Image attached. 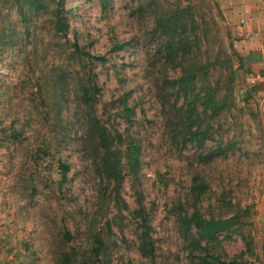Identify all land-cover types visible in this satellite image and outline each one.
Returning a JSON list of instances; mask_svg holds the SVG:
<instances>
[{
    "label": "rangeland",
    "instance_id": "obj_1",
    "mask_svg": "<svg viewBox=\"0 0 264 264\" xmlns=\"http://www.w3.org/2000/svg\"><path fill=\"white\" fill-rule=\"evenodd\" d=\"M234 12L0 0V264H264V105Z\"/></svg>",
    "mask_w": 264,
    "mask_h": 264
},
{
    "label": "crops",
    "instance_id": "obj_2",
    "mask_svg": "<svg viewBox=\"0 0 264 264\" xmlns=\"http://www.w3.org/2000/svg\"><path fill=\"white\" fill-rule=\"evenodd\" d=\"M242 66L264 105V0H229Z\"/></svg>",
    "mask_w": 264,
    "mask_h": 264
},
{
    "label": "trees",
    "instance_id": "obj_3",
    "mask_svg": "<svg viewBox=\"0 0 264 264\" xmlns=\"http://www.w3.org/2000/svg\"><path fill=\"white\" fill-rule=\"evenodd\" d=\"M55 1V0H54ZM58 25H59V28L61 30H66L67 28V24L66 23H63V19L62 17H59V21H58ZM125 45V43H116L113 47V49H121L123 48V46ZM95 58L97 59H101V60H105L106 57L103 56V55H95ZM96 84H94L95 86ZM83 95H84V99L85 101H87L89 104L92 102V101H95L96 100V96L94 94H91L90 92V88L87 86V87H84V92H83ZM127 116H129V114L127 113ZM105 137V136H104ZM137 145H134L133 144V150H132V157H135V152L137 150ZM62 172V181H61V185L67 180V167L63 168L61 170ZM69 234V233H68Z\"/></svg>",
    "mask_w": 264,
    "mask_h": 264
}]
</instances>
